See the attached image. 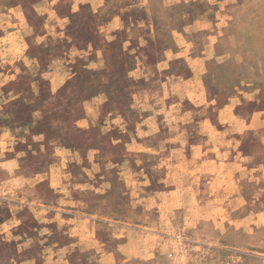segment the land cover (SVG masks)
<instances>
[{"label":"rangeland","instance_id":"1","mask_svg":"<svg viewBox=\"0 0 264 264\" xmlns=\"http://www.w3.org/2000/svg\"><path fill=\"white\" fill-rule=\"evenodd\" d=\"M233 103L264 111V0H0V264H264V130L228 122L235 186L182 164Z\"/></svg>","mask_w":264,"mask_h":264},{"label":"crops","instance_id":"2","mask_svg":"<svg viewBox=\"0 0 264 264\" xmlns=\"http://www.w3.org/2000/svg\"><path fill=\"white\" fill-rule=\"evenodd\" d=\"M233 105L234 106H232L231 104L230 105L228 104L226 107H224L220 111V121L222 124V128L218 127L216 129L218 136L216 137L217 140H215L216 141L215 146H217V148H218V150H216V151H218L217 152V158H212V159H208V158H186L185 160L182 161V164L188 165L189 170L186 171V176L191 177L190 175H192L191 173H193V171H191V170H194V173H197L196 171L210 173V169L213 168L215 165L216 171L218 173L217 179H219V180L222 179V180H224V182H225V180H228V181L232 180L231 183L234 186L241 179L242 175H240V174H242V170H243V167L241 165L242 160L240 158H226L228 150L225 148L223 143H221V139L226 137L224 130L229 127L228 122H230V121L238 122V124L232 123L231 127H234L233 124L235 125L236 128H238L239 125H244L245 131L246 130H264V111L255 112L249 121L248 120L247 121L242 120V119L238 120L236 115H235V110H236L237 105H235L234 103H233ZM211 126H212V129H215V127L213 125H211ZM236 133H238V132H236ZM233 150H235V148H233ZM153 159H154V161H158V163L164 164L166 161L169 162L171 158H153ZM248 162L252 163V164H258V165L249 166L248 168H250L251 171H254V169L257 166H260V168H261V170H259L258 173H261L262 171H264V158H249ZM153 164L155 165L156 162H154ZM139 165L143 166V167L141 166L142 172L140 173V174H142V177H143L142 183H145V180L150 181L152 179V177L155 176V174H153V172L150 171V167H149V169H146L147 167H145V162L140 161ZM263 181H264V177H263ZM150 184H152V183H150ZM228 184H229V182H227V184H226L227 187L229 186ZM260 188L264 191V186L260 185ZM228 190L233 192L232 193L233 196L240 194V192H236L235 189L232 191L228 187ZM228 190L224 189V190H222V193L225 194L227 192L226 195H230L231 193H228L229 192ZM168 192H170V191H168ZM229 199L230 198H227V200H229ZM239 200H240V202H239ZM249 203H250V201H249ZM225 206L226 205H222V208H227V210H229V211H237V210L241 209V198H239V199L233 198L232 201H230V205L227 207H225ZM118 223L119 222H115V227L116 228H122L121 226H123V225L118 224ZM111 226H113V224H111V222L108 220V227H111ZM114 241H115L114 244H110L111 242L108 240V264H122L120 262L122 252L119 248H121L125 244V242L122 241V238L117 237V236H114ZM128 259H131V258H128Z\"/></svg>","mask_w":264,"mask_h":264}]
</instances>
